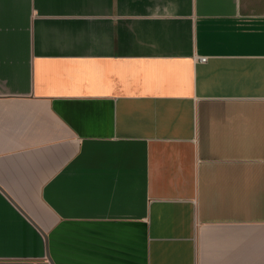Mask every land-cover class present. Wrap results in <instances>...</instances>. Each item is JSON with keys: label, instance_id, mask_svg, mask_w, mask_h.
Wrapping results in <instances>:
<instances>
[{"label": "crops", "instance_id": "crops-1", "mask_svg": "<svg viewBox=\"0 0 264 264\" xmlns=\"http://www.w3.org/2000/svg\"><path fill=\"white\" fill-rule=\"evenodd\" d=\"M51 261L264 264V0H0V264Z\"/></svg>", "mask_w": 264, "mask_h": 264}, {"label": "built area", "instance_id": "built-area-1", "mask_svg": "<svg viewBox=\"0 0 264 264\" xmlns=\"http://www.w3.org/2000/svg\"><path fill=\"white\" fill-rule=\"evenodd\" d=\"M199 60H200L201 62L205 63V62H207L208 58H206V57H201V58H199Z\"/></svg>", "mask_w": 264, "mask_h": 264}, {"label": "water", "instance_id": "water-1", "mask_svg": "<svg viewBox=\"0 0 264 264\" xmlns=\"http://www.w3.org/2000/svg\"><path fill=\"white\" fill-rule=\"evenodd\" d=\"M51 263L54 264L53 261H51Z\"/></svg>", "mask_w": 264, "mask_h": 264}]
</instances>
